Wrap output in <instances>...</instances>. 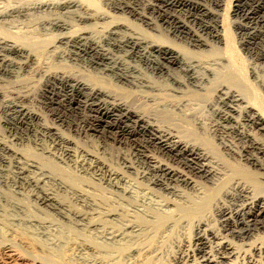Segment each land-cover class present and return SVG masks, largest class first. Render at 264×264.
Returning a JSON list of instances; mask_svg holds the SVG:
<instances>
[{
  "label": "bare ground",
  "instance_id": "bare-ground-1",
  "mask_svg": "<svg viewBox=\"0 0 264 264\" xmlns=\"http://www.w3.org/2000/svg\"><path fill=\"white\" fill-rule=\"evenodd\" d=\"M167 1L172 3L175 12L177 10L176 8L189 3L187 2L188 0H165V2ZM223 2L224 0H213V3L209 5L199 3L192 5L195 7L198 15L210 16L212 19V21L209 20L211 22L206 25L208 31L206 32L204 30L205 33H202L198 28L199 25L197 27L198 29H194L192 26L193 24H190L191 26L187 24L185 18L183 20L181 19L182 17L175 16L178 11L182 9H178L175 15L172 14V16H168L160 11L161 7L155 4L157 3L155 0H0V95L5 92L15 93V90H18L20 93L25 92V95H27L29 89L24 90L25 85L24 87L22 86L24 83H17L11 86L7 84L6 79H11V77L22 79L24 78L23 76H26L24 74H29L30 76L27 75L28 77L26 76L27 78H25L26 83V79L31 81L35 75L40 74V77L45 78L47 81L46 86H50L47 91H50L52 94L49 101L45 102L41 100L45 102H43L44 105L42 106L49 108L51 112L54 111V115L57 113L59 116H63L60 113L61 110L60 112L58 111L60 107L63 108L65 113H67V111L73 112V110L82 109L80 107H83V109L88 108L90 111L95 109L99 114L89 119V121H91L89 130L93 133L102 134L101 136L104 135L109 139L113 138L114 141L116 140L123 144L125 142H130L128 144L136 142L137 146L141 147L144 143H147V145L150 144L154 147L153 149H155L156 153L166 155L173 154L182 159L186 158V162L193 164L192 166L195 168L196 172L199 173V176L206 180L210 179L213 184V187L210 186L211 188L206 187L207 185L204 186L189 176L181 175L171 164L169 166L172 167L165 166V164L163 165V163L159 161L160 159L157 160L156 156H158V154L152 157L149 155L150 152H148L149 154L147 153L148 155L145 154V156L151 164L153 163L155 170L163 171L171 177L175 176L179 178L185 183L186 187L191 189L190 192L177 188L178 191H175L178 193L176 196H179L177 197V199L180 198L179 201L175 200V202H168L165 210V205L163 210H160L159 207L155 209V212L151 216V213L149 214L151 220L142 219L141 221L137 219V222H133L135 224L132 225V228L137 231V236L132 238L125 237V243L118 251H111L110 253L111 249L102 245V247H99L95 242L87 241V239L75 238L70 240L68 242L67 252H64V255L62 254L63 261H61L64 263L58 261L61 264H70L69 261H72L74 258L83 259L88 264H155V259L161 260L165 251L167 253L169 252L172 257V259L168 258L172 260L171 264H264V235L262 234L264 233V193H262L261 190L257 191L256 189L258 188H255L257 184L264 185V163L260 160V158L264 156L262 155L264 154V140L261 138V135L264 136V107L258 105L255 100L244 94L240 90V87L237 89L227 85L228 83L224 84V82L219 81L221 78V70L219 69L220 67L217 66L219 61H217L218 57L216 56V59L214 58L215 56L211 57L206 54L207 52L214 54L218 49H221V44L223 43L225 45L229 44V31L225 26L227 23H225V16L223 17V14L220 12ZM245 2L246 0H234L231 6V13L236 17V19L233 18L234 20L232 22L241 29L242 27L245 28L247 23H242L243 19H238V17L246 15V18L249 15V13L242 14V11H244L242 8L244 4L246 5ZM247 2L249 1L247 0ZM247 11L249 12V10ZM156 12L160 14V25L159 21L155 20ZM119 14H126L127 17L126 15L121 16ZM130 17L133 18V20L130 19ZM134 21H139L140 24ZM255 25L257 26V24ZM247 27L250 28L249 25H247ZM163 30H165L167 35L171 36L170 40L158 39L157 36H155V31L162 33ZM177 40L188 46H184V44L181 43L177 44L175 42ZM128 48L137 50V52L141 54L140 56L146 59L145 63L149 65V68L151 66V68L154 67L160 70L163 81H157L163 83V86H157L158 83L156 84L157 81L153 78L156 73L154 76H150L146 74L139 63L131 64V62L124 60L122 56H117L115 51L120 52ZM128 57L131 59L130 56ZM79 61L86 62L87 64L90 63L94 66L93 68L100 69L103 74L111 76V78H114L120 85L104 84L102 82H106L103 80L105 78L100 79L102 77L99 78V76V79L97 78L98 80H95L90 78V75L82 72L72 73L65 70L52 69L55 65L60 66L67 63L69 64L70 62L79 63ZM224 64L225 63H223L222 66ZM91 65L90 67L92 68ZM91 68H89V70ZM253 71V75L260 79L261 74L256 70ZM98 73L100 74L99 71ZM21 81L23 82V80ZM21 81L19 80V82ZM213 82L214 84L212 85H214V88H212V90L214 93H211V87L208 85L210 83L211 86ZM35 83L32 84L33 87ZM17 86H19L20 89L23 88V90H20ZM163 87L171 89L175 97L177 93L182 95L188 93L191 88H194V91L195 88L200 91L205 90L203 95H209V106L213 113H216V116L218 115V117L223 119L224 123L227 122V124H231L232 130H237L240 135L245 138L244 140L248 142L245 148L246 154L240 153L242 149L238 151L235 150L236 148L234 149V147H231V144L230 146L226 143L223 146L227 154L231 155V158L247 169V177H240L238 175L237 177L234 174L235 177L231 175V178H229L230 176L222 166L223 162L213 149L198 142V138L195 140L196 137L195 139L188 138L189 135L185 136V134H181V131L175 128L176 124L174 121H171V116L167 117L166 115H168L169 112L168 108H173L176 104L172 101H168L171 99L166 100L161 96L162 94H158ZM65 89L71 92V96L62 99L60 98L63 94L62 90ZM128 89L130 91L131 89L132 91L136 89L146 93L142 95V97L145 98V101L153 102V107L163 106V108L166 109H164V111L167 113H164L166 119L163 117L166 123H163L164 119H162L163 121L160 120L161 118L159 119L161 114L156 115L155 113V115H153L155 116L154 118L145 114V112L142 111V103L138 102L139 100L137 101L138 103H136V101L129 102L117 98L120 94L122 95L124 90L126 93ZM33 90H35V88ZM162 91L166 92L167 90L165 89ZM75 92H77L80 97L84 95L88 96L91 102L88 100L82 102L80 100L82 98L78 99L75 97ZM165 92H163V94ZM168 93L171 94L170 91H168ZM31 94L33 95V91ZM130 94L132 93L130 92ZM200 94H202V92ZM106 98H111V100L108 101ZM4 100L6 101L7 99L5 98ZM176 100L178 102V99ZM192 104L190 106H192ZM182 109H184V107H182ZM185 110L188 109H184V111ZM115 111H120L121 114L117 115ZM177 111L179 112L178 109ZM194 111L197 110H193V115L191 114L189 117L191 116V118H193L192 121L196 124L197 121L200 120L201 123L199 122V124L202 125L203 122L200 119L201 117L197 118V115H194ZM189 112H191V110ZM198 112L200 111L198 110ZM158 113H160V111ZM26 114L31 118L40 119L42 117V115L39 117L40 113L38 114L37 111L34 110H27ZM184 114L187 116L188 113L185 112ZM71 115L73 114L71 113ZM180 118L182 117L180 116ZM71 119L73 121V118ZM173 119L181 120L179 117ZM183 119H185L184 116ZM47 120L44 118V123L42 124L43 131L55 135V144H53L54 146H47L46 143L44 144V141H42L43 146H39L41 148L36 147L35 149L36 151L41 150L40 154L46 153L49 156L57 157L58 149L62 147L61 144H64L62 142H67V144L69 143L72 145L74 141L64 136L60 132L61 129L58 130L54 127L55 125H49L46 122ZM132 122L133 125H131ZM204 123H206V121ZM226 127H228V125H226ZM254 129L261 134L260 138L253 132L255 131ZM194 132H196V130ZM46 136L48 135L46 134ZM49 137L52 138L51 136ZM27 140L29 141V138ZM57 140L58 142H56ZM125 145H127V143ZM69 148L62 149L68 154V157L70 155L72 159L77 153L75 149L78 148L76 146L74 150ZM55 149L57 150L54 151ZM136 149L138 150V148ZM148 151L150 150L148 149ZM253 151L262 153V156L259 158V155L257 156ZM0 152H4L10 156L8 158L2 153L3 156L0 159L6 165L8 164L9 167L7 166L8 171L6 169H0V176L2 172H6L7 176L4 177L6 179L16 176L19 180L35 186L38 191L36 198L39 202L53 205L63 212H71L69 208L70 202L62 200L58 196V191L71 193L75 198H82L85 202L87 201V203L96 200H92V195L89 194L85 188H82L79 184H75L77 180L74 178L72 179V176L71 178L69 176L68 178L63 176L59 177L58 173H54V170L50 168L51 165L47 166L39 158L34 156L35 154H30L29 150L26 151L19 147L15 148L6 142L5 138L2 139L1 137ZM78 153H80V151ZM151 154L153 155L152 152ZM96 157L93 163L86 159L89 164L84 161H78L75 158L76 161H74L75 163L77 162V165L79 164L78 166H82L85 169L88 168V170L93 168L92 164L94 163H96V166L100 165L108 181H113L119 176L120 173L109 169L105 163L97 160ZM165 158L164 160H166ZM90 159H92V157ZM11 167L17 168V170H15L16 174L11 170ZM2 176H5V174ZM160 179H162V177ZM47 182H51L55 188H53L54 186L52 188H47ZM181 186L180 188H182ZM165 187L167 190L168 188L170 190L172 188L166 184ZM161 190H163V188ZM221 193H223L226 198H230L231 201H241L240 205H235V207H230L226 205L227 203H223L222 205H216L214 203L216 205L214 209L215 212L223 219V223H225L223 227L225 228L231 225L228 229L231 238H229L228 235H224L225 233H222V229L216 228L211 224L212 220L215 219L214 216L211 217L213 214L209 215L210 211H208L209 209L211 210L213 202L217 201L216 199ZM221 197L222 195L220 198ZM223 198L220 200H223ZM167 200H169V198ZM180 200L182 202H180ZM156 204H158V202ZM169 204L174 207H169ZM105 213L106 216H117L116 213L108 210ZM75 215L81 220L86 219V215L84 214L75 213ZM91 224L92 222L90 225ZM190 228L193 231L192 235H189ZM2 230L5 229L2 228ZM14 234L15 232L11 234L12 240L13 242H18L19 245L13 242L0 245V256H2L0 257V264H53L50 262H43L44 260L41 261L42 259L39 260L38 253L27 246L21 236H16ZM261 234L263 235L262 237ZM235 239L242 242L239 243L236 240L237 243ZM20 245L26 247V250L32 257L21 254L17 249ZM58 262L56 264H59Z\"/></svg>",
  "mask_w": 264,
  "mask_h": 264
},
{
  "label": "rangeland",
  "instance_id": "rangeland-1",
  "mask_svg": "<svg viewBox=\"0 0 264 264\" xmlns=\"http://www.w3.org/2000/svg\"><path fill=\"white\" fill-rule=\"evenodd\" d=\"M210 1H211V3H210ZM226 1L228 4L226 3ZM233 1L234 0H224L223 6L220 8V12L223 14V17L225 16L224 17L225 23H227L225 26L227 27V29L229 31V38H228L229 44L225 45L223 43V44H221V49H218V51H216L214 54L208 53V52L206 54H207V56H211V57L215 56L214 58H216V59L218 57L217 61L218 60L219 61H218L217 66L220 67L219 69L221 70V78L219 79V81L224 82V84L228 83L227 85L233 86L234 88H237V89H239V87H240V90L244 94H246L249 98H252L253 100H255L258 105L264 107V0H248L249 2H247V0H246V2H245L246 5L244 4V6L242 8V9H244V11H242V14L249 13V15L246 18H245L246 15H244V16L242 15L243 17H238V19L239 18L243 19L242 23L246 22L247 25H249V27L252 30L250 28H248L246 24H245L246 25L245 28L244 27H242V29L240 27L238 28V26H236V24L234 25V23L232 22L234 20L233 18L236 19V17H234L233 14L231 13V8H232L231 6L233 4ZM155 2H157L155 4L158 5V7L159 6L161 7L160 11H162L163 14H167L168 16H172V14L175 15L177 13L178 9H182L183 11L179 10L175 16H179L180 18L182 17L181 19H183V20L185 18V21L187 22V24H189V25L193 24L192 26L194 27V29L199 28V30L202 33H205V31L206 32L208 31L206 29V25H207V23L212 21L211 17L205 16V15H198L195 7H193L192 5L196 4V3L209 5V4L213 3V0H209V1L208 0H206V1L205 0H188L187 2H189V3L186 5H181L179 8H176L177 9L176 12L174 11L175 8L170 1L165 2V0H155ZM251 7H252V9H251ZM163 8H165V9H163ZM183 8L184 9L187 8V9L184 10ZM166 10H168V11H166ZM189 10H191V11H189ZM247 10H249V12ZM192 14H193V16H192ZM119 15H121V14H119ZM125 15L126 14H123L121 16H125ZM159 15L160 14L158 12L155 13V20L159 21V25H160L161 23H160ZM181 15H183L184 17ZM190 16H191V18H190ZM261 16H262V18H261ZM126 17H127V15H126ZM194 17L196 18V20ZM251 17H253V18H251ZM130 19L133 20V18H131V17H130ZM209 20H211V21H209ZM134 22L140 24L139 21H134ZM255 24H257V26ZM198 25H199V27H198ZM204 25H205V27H204ZM260 27H262V28H260ZM162 29H163V27H162ZM155 32H156L155 36H157L158 39H162V40H170L171 39V36L167 35L165 30H163L162 33L161 32L159 33L157 31H155ZM247 33H249V34H247ZM250 34H252V35H250ZM164 35H166V36H164ZM177 41H179V40H177ZM177 41H175L177 44L181 43V44H184V46H188L187 44H185L183 42H180V41L177 42ZM123 51H125V52H123ZM123 51H120V52L115 51V52H116L117 56H119V57L122 56L124 60L131 62V64L132 63L133 64L139 63L140 66H142L143 70H145L146 74H148L150 76L151 75L154 76V74L156 73L155 77H153L154 80H156V81L158 80L160 82L163 81V79L161 77L160 70H157L154 67L151 68V66L149 68V65L145 63L146 59L144 57L140 56L141 54L139 52H137V50H133L131 48H128V49L123 50ZM126 51H128V52H126ZM125 53H126V55H125ZM128 56H130L131 59ZM225 57H226V59H225ZM140 59H142V60H140ZM224 60L227 62H225ZM136 61H138V62H136ZM82 62L83 61H79L80 64L78 62H70L69 63L70 65L68 63L60 65V66L55 65L52 67V69L55 68L54 70L59 69V70L69 71L72 73L82 72L84 74L90 75V78L95 79V80H98L100 77H102L100 79L105 78L103 80H105L106 82L101 81L104 84H118V82L114 78H111V76H107L106 74H103L100 71V69L93 68L94 66H92L90 63L87 64L86 62H83V63ZM223 63H225L223 65L224 67L222 66ZM85 64H86L87 68L85 67ZM90 65L92 66V68L90 67ZM143 65H145V66H143ZM88 67L91 69L89 70ZM221 67H223V68H221ZM257 67H258V69H257ZM70 70H72V71H70ZM253 70H256L259 74H261L260 79L256 78L253 75L254 74ZM98 71L100 72V74L98 73ZM96 73H98V74H96ZM159 73H160V75H159ZM24 75L30 76L29 74H24ZM26 76H23L24 78H22V79H19V78L16 79L15 77H11V79L8 78V80L6 79L7 84H10L11 86H13V84L16 85L17 83L18 84L24 83L22 85L23 87L25 85L24 90L29 89L30 91L28 90L29 94L27 92L28 96L25 95V92L20 93L18 90H15V93L14 92H5L4 94L0 95V101L2 102V100H3L2 103L0 102V104H1L0 105V123H1L0 124V137L2 139L5 138L6 142L11 144L15 148L19 147V148H22L26 151L29 150V153L32 155L35 154L34 156L39 158L44 164H46L47 166L51 165L50 168H52V170H54V173H56V174L58 173L59 177L63 176V177L68 178V176H69L71 178V176H72V179L74 178L77 180V182L75 184H79L80 186H82V188H85L89 192V194L92 195V198H93L92 200H94V199H96V200L94 202L93 201L88 202L89 203L88 204L87 201L85 202L82 198H80V199H79V197L75 198V196H73L71 193H64L62 191H58V196L62 200L70 202L69 208L71 209V212H63L62 210L54 207L53 205H48V204L39 202L36 198L38 191H37V188H35V186L28 184L22 180H19V178H16V176L11 177L9 179H6V178H4L7 176L6 172H4V173L2 172L1 176H0V245H3L7 242L8 243L13 242L11 234H13L15 232L14 235L21 236L24 239V242L27 244V246H29L31 249L35 250L36 253H38L39 260L42 259L41 261L44 260L43 262H50L53 264H56L58 261L62 260L63 255H64L63 253L67 252V248L69 245L68 242L70 240L75 239V238L87 239V241L89 240L91 242H95V244L99 247L101 245L105 246V247L111 249L110 253H111V251L112 252L118 251L123 246V244L125 243V237L126 238H130V237L132 238V237L137 236L136 235L137 231H135L134 228H132V225L135 224L133 222H137L136 221L137 219H140L141 221H142V219L143 220H148V219L151 220L150 216L155 212V209H158V207H159L160 210H163V207L165 205V207H164V210H165L167 208L166 205H168V202L169 203L173 202V201L175 202V200L179 201L180 198L177 199V197H179V196H176V195H178V193L175 190L178 191V189H181L183 191H188V192H190V190H191L190 188L186 187L185 183L182 182L179 178H176L175 176L171 177L170 175L165 174L166 172L155 170L154 169L155 166L153 165V163L151 164V162L145 156V154H147L148 152H150V154L149 153L148 154L151 155L152 157L153 156L155 157L158 154V156H156L157 160L160 159L159 161H161V163H163V165L165 164V166H169L171 164L175 170L176 169L178 170V171L177 170L176 171L179 174L184 175V176L185 175L189 176L192 179L197 180L198 182H200L204 186L207 185L206 187H210V186L213 187V184L211 183L212 181L210 179L206 180L205 178H202L201 176H199V173H197L195 168L192 166L193 164L186 162V158L182 159V158H179L177 156H174L173 154L172 155L167 154L168 155L167 156L166 154L156 153L155 149H153L154 147L150 144L147 145V143H144L143 146H141V147L137 146L136 142H131V144H128L130 142H125L123 144V143L118 142L116 140L114 141L113 138L109 139L107 137L108 138L107 139L104 135H103L104 137L101 136L102 134L99 135V134L93 133L92 131L89 130L90 122H91V121H89V119H90V117H93L94 115L96 116L99 114L98 111H96L95 109L94 110L92 109L90 111V109H88V108L83 109V107H80L82 109H80V110L76 109V110H73V112L67 111V113H65L63 108L60 107L58 109V111L60 112V110H61L60 113L63 116L61 117L57 113H55V115H54V111L51 112V110H49V108L42 106V105H44L45 102L49 101V98L52 96L50 91H47V89H49L50 86H46L47 81L45 80V78H42V77H40V74H37V75H35L36 78L34 77L35 79L32 78L33 80L31 79V81L29 79H26V83H25V78L28 77V76L27 77ZM98 76H99V78H98ZM40 78H42V79H40ZM19 80L20 81L23 80V82L22 81L19 82ZM27 80H29V81H27ZM111 80H112V83H111ZM107 81H109L110 83ZM158 81L156 82V84L158 83L157 86H159V85L161 86L163 83H160ZM35 82L39 83V84H36ZM30 83H31V85H30ZM33 83H35L34 87L32 85ZM212 84H214V82L211 83V86L209 83L208 86L211 87L210 92L214 93V91L212 90V88H214L213 87L214 85H212ZM118 85H120V83ZM17 87H19V86H17ZM34 88H35V90H33ZM44 88H46V89H44ZM19 89H20V87H19ZM129 89L127 90L126 93L124 90L122 92V95L120 94L119 96H117V98H119V99L121 98V99L129 101V102H135V101H136V103L141 102L142 103L141 107L143 109V110L142 109L141 110L143 112H145V114H147V115H149V117H153V118L155 117V116H153V115H155V113H156V115L161 114L159 116V119L161 118L160 119L161 121H163L162 119H164L166 116L167 117L171 116L172 119L173 118L176 119L179 117V119H181V120H178V119L172 120L171 119V121L172 122L174 121L176 124L175 128L180 130L181 134H183V135L185 134V136L189 135L190 137L188 136V138H194L195 139V137H196L195 140H197V138H198V140H197L198 142L203 143L206 146L213 149L214 152L216 153V155L223 162L222 166L224 167L225 171H227V174L230 176L229 178H231V175L233 177L234 174H235V176L238 175L240 177H242V176L247 177L246 176V170L247 169L245 167H243L242 165H240V163L236 162L233 158H231V155L227 154V152L224 150L223 146L226 143L229 145L231 144L232 146L231 145L230 146L234 147V149L236 148L235 150L238 151V150L242 149V150H240L241 152L240 151L239 152L246 154L245 148L247 147L248 142L246 140H244L245 138H243L237 130H234V129L232 130L231 124H229V123L227 124V122L224 123L223 119L218 117V115L216 116V113L215 114L213 113L212 109L209 106L210 105L209 101H208L209 95L208 96L203 95V92L205 93V90L200 91V90H196V88H195V91H194L193 90L194 88L193 89L191 88V90H189L190 92L188 91V93L183 94V95L180 93H177V95H176V93H175V95H176V97H175L174 92L171 89H169L168 87H163L162 90L166 89L167 94L165 91H162V90H161L162 92L160 91V93L158 92V94H160V95L162 94L161 96L164 99H166V100L171 99L168 101H172L174 104H176L175 106H173V108H171V107L168 108V110H169L168 115L165 116L164 113H166V111H164L165 108H163V106H159V107L154 106L153 107L152 106V105H154L153 102L145 101V98H143L142 95H145L146 93L141 92V91L136 90V89H133V91L131 89V91H130ZM20 90H23V88ZM65 90H62L63 94L60 97L62 99L63 98L66 99L67 97L71 96L70 95L71 92L70 91L68 92V89H65ZM32 91H33V95L31 94ZM168 91H170L171 94H169ZM130 92L132 94H130ZM163 92H165V93L163 94ZM201 92H202V94H200ZM23 93H24V95H23ZM74 94H75L76 98H78V99L82 98V99H80L82 102H84L85 100L86 101L91 100L88 96H85V95L83 97L82 96L80 97L77 92H75ZM206 94H208V93H206ZM14 95L15 96L18 95V96H16V98H15ZM22 96H23V98H22ZM148 96H150V95H148ZM135 97L137 100L135 99ZM5 98L7 99L6 101L4 100ZM179 98H181V99H179ZM176 99H178L179 104H178ZM41 100H44L45 102L41 101ZM106 100L110 101L111 98H109V99L106 98ZM187 102H190L191 104L193 103L192 106L193 105L194 106L193 107L190 106L191 104L187 103ZM7 104H9V105H7ZM183 104L185 106L186 105L187 106L185 107ZM188 105H189V107H188ZM182 107H184V109H188V110L184 111V109H182ZM194 107L197 110V111H194V115H197V118L201 117L200 119L203 123L206 121V123H204V124L202 123L203 126L201 124H199L200 120L197 121V124H196L192 121L193 118H191V116L189 117V115H191V114L193 115V110H195ZM5 108H7V109H5ZM103 108H106V107H103ZM191 108H193V109H191ZM177 109L179 110V112L177 111ZM27 110H34V111H37L38 114L40 113L39 117H41V115H42V117L40 118L41 120L39 118H31L30 116H28L26 114ZM190 110H191V112H189ZM198 110L200 112H198ZM83 111H84V113H83ZM159 111H160V113H158ZM68 112H69V115H68ZM115 112L117 115L121 114L120 111H118V112L115 111ZM185 112L188 113L187 116L184 114ZM195 112H196V114H195ZM71 113L74 116L71 115ZM91 113H93V114H91ZM200 113H202V114H200ZM211 114L212 115L214 114L213 117ZM180 116L182 118H180ZM183 116L185 119H183ZM202 117H203V119H202ZM44 118L46 120L48 119L46 122L49 125L50 124H51V126L55 125L54 126L55 128H57L58 130L61 129L60 132L64 136L69 138L71 141H74L72 143V145L69 143L67 144V142H62L64 144H61L62 147L60 149H58L57 157L49 156L46 153L40 154L41 150L36 151V149H35L36 147L41 148L43 146L42 141H44V144L46 143L47 146H49V145L54 146L53 144H55V141H54V139L56 140L55 135H53V133L43 131V128H42L43 125L42 124L44 123ZM71 118H73V121ZM188 118H191V119H188ZM205 118H207V119H205ZM215 118H216V120H215ZM165 119H164L163 123H166ZM177 120L180 121L181 123L178 122ZM57 122H59L60 124ZM63 123H64V125H63ZM218 123H219V125H218ZM222 123H224V124H222ZM75 125H77V126H75ZM131 125H133V122L131 123ZM226 125H228V127H226ZM216 127H217V129H216ZM220 127H221V129H220ZM194 129L196 130L197 133L194 132L195 131ZM79 130H81V131H79ZM254 130L255 131H253V132L256 135H258V137L260 138L261 134L258 133V131H256V129H254ZM43 133L45 134V136ZM46 134L48 136H46ZM88 135H90V136H88ZM49 136H51L52 138H50ZM239 136H241V137H239ZM28 138H29V141L27 140ZM261 138H263V140H264V136L261 135ZM199 140H201V141H199ZM113 141H114V143H113ZM240 141H242L243 144ZM56 142H58V140ZM223 142H225V143H223ZM39 143H41V144H39ZM75 143H76V145H75ZM126 143H127V145H125ZM133 145H135V146H133ZM39 146H41V147H39ZM69 146H70V148H69ZM75 146L78 148V149H75L77 153H76V156L72 157V159H71V156L69 155V157H68V154H66L63 151V149L69 148L71 150H74ZM136 148H138V150ZM144 149H146V150H144ZM148 149L150 151H148ZM56 150L57 149H55L54 151H56ZM78 150L80 151V153H78L79 152ZM151 152L153 153V155L151 154ZM253 152H255V154L257 156L259 155V158L262 155H264V154L259 153L257 151H253ZM2 153L5 154L8 158L10 157L9 155H7L4 152H0V154H1L0 158H2V156H3ZM82 154H84V155H82ZM88 155H89V157H88ZM90 156L92 157V159H90L91 158ZM159 156H161V157H159ZM80 157L81 158L83 157V158L81 159ZM95 157L97 160L105 163V165L109 169L120 173L119 176L117 178H115L116 180L114 179L113 181L112 180L108 181V179L106 178V176L104 174L105 172L100 168V165L96 166L95 165L96 163L92 164L93 168H91L89 170H88V168L85 169L82 166H78L79 164L77 165V162L75 163L76 160L84 161L87 164H89V162H91V161H92L91 163H93V160ZM164 158L166 160H164ZM143 159H145L148 162H146ZM153 159H155V158H153ZM260 160L264 163V156H262V158H260ZM183 161H184V163H183ZM185 162L187 163L186 166H185V164H186ZM7 166H8V164L6 165L0 159V169H3V170L6 169L8 171L9 166L8 167ZM172 166H169V167H172ZM175 166H176V168H175ZM11 168H12L11 170H13V172L16 174L15 170H17V168L16 167H11ZM159 172H161V173H159ZM33 173H34V171H33ZM4 174H5V176H2ZM155 175H157V176H155ZM167 175L170 177H168ZM122 177H124V178H122ZM161 177H162L163 181H162V179H160ZM174 180H176V181H174ZM120 181H121V183H120ZM166 181L170 185L167 184ZM263 181H264V179H263ZM22 183H24V184H22ZM115 183H117V184H115ZM165 184L169 187H172L171 188L172 191L169 188L167 190V188L165 187ZM28 185H30V186H28ZM46 185H47V188H52L54 186L51 182H49V183L47 182ZM162 185H164V186H162ZM180 186L182 188H180ZM53 188H55V186ZM160 188L161 189L163 188V190H161ZM185 188H186V190H185ZM255 188H258V189H256L257 191L261 190V192L264 193V185L262 186L261 184L260 185L257 184L255 186ZM221 195H222V197L220 198ZM172 196H174V197H172ZM175 196H176V199H175ZM218 196L219 197H217V199H216L217 201L213 202L211 210L210 209L208 210V211H210L209 215L213 214L211 217L214 216V219H215V220H212L211 224L216 228L222 229V233L223 234L225 233L224 235H228V237L231 238V236L229 235L230 231L228 230L231 225H228L227 227L224 228L223 225L225 223H223V221H222L223 219L219 217V215L215 212L214 209L216 208L217 204L222 205L223 203H225V204L227 203L226 205H229L230 207H235V205H240L241 201H235V200L231 201V199L226 198L223 195V193H221ZM168 198L170 201L167 200ZM170 198H172V199H170ZM222 198H223V200H220ZM226 199H228V200H226ZM157 202H158V204H156ZM180 202H182V201L180 200ZM90 204H92V205H90ZM94 204H95V206H94ZM171 206L174 207L173 205H170L169 207H171ZM107 210L116 213L117 216H106L105 212ZM75 213H81V214L86 215V219L85 220L79 219L75 215ZM149 214H150V216H149ZM91 222H92V224L90 225ZM130 225H131V228H130ZM127 226H129V227H127ZM2 228H4L5 230H2ZM189 230H190L189 235H192L193 234L192 229L190 228ZM262 234L264 235V233H262ZM262 234H261V237L263 236ZM109 236H110V238H109ZM106 237H107V239H106ZM236 240L239 243L242 242V241L240 242V240H238V239H235V242H237ZM13 243H16V245H19L18 242L14 241ZM17 249L21 254H23L27 257H32V255L29 254L28 251L26 250V247L20 245L17 247ZM165 249H167V248H165ZM49 256L53 259V261ZM0 257H2V256H0ZM168 258L172 259L170 253L169 252L167 253L165 251L161 260L155 259V264H158V263L159 264H171L172 260L168 259ZM62 261H61V263H64ZM72 262H73V264H88L83 259H79V258H76V259L74 258V259H72V261L71 260L69 261L70 264H72ZM58 263L61 264L60 262H58Z\"/></svg>",
  "mask_w": 264,
  "mask_h": 264
}]
</instances>
